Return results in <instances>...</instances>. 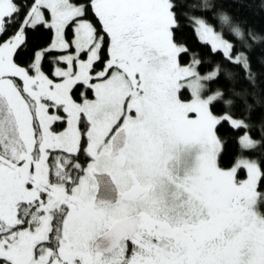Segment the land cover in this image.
<instances>
[{
  "label": "snow or ice",
  "instance_id": "6c2138e0",
  "mask_svg": "<svg viewBox=\"0 0 264 264\" xmlns=\"http://www.w3.org/2000/svg\"><path fill=\"white\" fill-rule=\"evenodd\" d=\"M182 7L0 0V264H264V160L221 166L218 135L254 145L257 37Z\"/></svg>",
  "mask_w": 264,
  "mask_h": 264
},
{
  "label": "trees",
  "instance_id": "16d2710c",
  "mask_svg": "<svg viewBox=\"0 0 264 264\" xmlns=\"http://www.w3.org/2000/svg\"><path fill=\"white\" fill-rule=\"evenodd\" d=\"M179 3L183 5L181 12L206 19H211L213 16H226L220 13L224 10L229 14L227 16L235 19L234 28L251 32L257 37V40L250 41L251 81L245 78L244 73H240L234 82L235 90L241 93L247 105L251 106L248 109L243 102L238 104V108L250 117L251 131L249 134L254 145L249 149H243L238 143L240 133L235 132L227 124L223 125L218 129V135L222 141H225L219 163L221 166L229 167L241 154L248 159L264 160V10L260 8L264 0H179ZM190 8L198 10L191 11ZM175 36L186 46H190L191 52L195 53L197 58L209 59V47L201 43L190 28L182 27L175 33ZM45 38L43 32L34 33L32 36L33 42H39ZM189 59L190 56L181 55L182 62H188ZM214 59L219 62L221 56L215 55ZM224 67L228 71L233 70L230 64H225ZM219 83L225 87L233 85L227 77H221ZM219 107L217 106V110ZM238 175L244 178L246 173L241 171Z\"/></svg>",
  "mask_w": 264,
  "mask_h": 264
},
{
  "label": "clouds",
  "instance_id": "9594fccd",
  "mask_svg": "<svg viewBox=\"0 0 264 264\" xmlns=\"http://www.w3.org/2000/svg\"><path fill=\"white\" fill-rule=\"evenodd\" d=\"M220 13H221L222 15H226V16L229 15V14H228L226 11H224V10H221Z\"/></svg>",
  "mask_w": 264,
  "mask_h": 264
},
{
  "label": "rangeland",
  "instance_id": "374dc122",
  "mask_svg": "<svg viewBox=\"0 0 264 264\" xmlns=\"http://www.w3.org/2000/svg\"><path fill=\"white\" fill-rule=\"evenodd\" d=\"M186 97H189L190 98V94L189 93H185L184 94ZM252 160H256V159H252ZM257 161V160H256Z\"/></svg>",
  "mask_w": 264,
  "mask_h": 264
}]
</instances>
